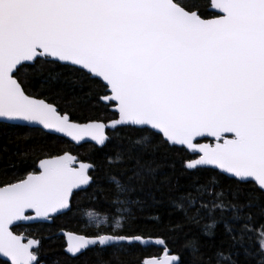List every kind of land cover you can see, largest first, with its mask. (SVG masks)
<instances>
[{
    "label": "snow or ice",
    "instance_id": "obj_1",
    "mask_svg": "<svg viewBox=\"0 0 264 264\" xmlns=\"http://www.w3.org/2000/svg\"><path fill=\"white\" fill-rule=\"evenodd\" d=\"M54 66L96 89L73 99L49 95L62 75ZM83 107H111L115 118L73 119ZM0 126L41 127L100 148L110 139L106 129L127 130L128 142L107 163L130 174L108 176L109 209L87 213L94 231L61 233L72 256L150 242L133 228L131 205L139 201L131 195L137 184L155 182L158 153L186 150L196 156L184 159L186 170L218 169L232 183L222 185L219 174L196 177L177 193L174 230L206 221L201 236L222 225L231 241L207 260L198 238L185 249L201 264H239L241 254L264 264V0H0ZM13 158L26 160L27 151ZM36 160L26 174L0 179L4 264H42V241L17 227L70 212L75 190L95 182L94 166H74L77 157L67 151ZM155 242L164 256L138 264H184L164 239Z\"/></svg>",
    "mask_w": 264,
    "mask_h": 264
},
{
    "label": "trees",
    "instance_id": "obj_2",
    "mask_svg": "<svg viewBox=\"0 0 264 264\" xmlns=\"http://www.w3.org/2000/svg\"><path fill=\"white\" fill-rule=\"evenodd\" d=\"M48 69H45L47 72ZM54 73L62 74L58 80H53L48 94L55 97L57 95L69 99L79 98L82 95L81 89L85 91L92 87L96 89V84L83 81L78 78V74L72 73L67 68L54 66ZM98 90V89H97ZM34 93L41 91L39 81L32 89ZM64 105L61 104V108ZM110 108V107H109ZM109 108H96L90 110L87 107L77 109L73 112V119L83 122L87 117H98L107 123L111 118H115ZM108 131L109 142L107 147L97 148L90 144L76 147L62 138L51 136L37 129H17L4 128L0 126V149L5 145L8 147L6 153H0V179H13L15 176H22L26 171L36 167L37 157L48 158L49 155H62L65 151L77 157V161L92 164L94 170L91 174L95 182L87 190L76 193L72 198V210L54 219L50 225L19 226L18 234L29 238H36L42 241L40 256L42 264H138V261L158 257L165 254V247L158 245L156 239H164L169 255L179 256L184 264H201L199 259H194L190 252L185 249L186 240L198 238L201 252L204 259L213 257L217 248L227 249L231 244L229 237L224 234L223 226L218 225L215 236L204 237L200 235V225H185L182 230H174L181 221V213L174 211L173 201L178 192L188 189L189 183L196 177L203 182L208 176H215L219 173L213 170L200 172L188 171L184 168V159L194 157L185 150L161 151L156 156V163L160 165L155 182H145L137 184L131 199L139 201L131 205L130 220L136 221L133 228H139L147 241H152L151 245H132L122 249L107 248L103 251L92 249L83 255L70 257L64 252V241L57 233L61 230L79 232L80 230L94 231L95 226L88 225L84 219L87 211H94L99 215H104L109 209L108 201L112 198L109 192L111 185L108 176L112 174L120 175L126 173V166L119 168L109 167L108 157L114 155L121 143H127L124 132ZM21 139L17 143L9 144V140ZM27 151V159H15L13 154ZM14 165V166H13ZM155 166V165H154ZM220 183L227 187L232 180L219 174L217 176ZM239 264H257V260L245 261L243 254L236 257ZM0 264L4 262L0 261Z\"/></svg>",
    "mask_w": 264,
    "mask_h": 264
},
{
    "label": "water",
    "instance_id": "obj_3",
    "mask_svg": "<svg viewBox=\"0 0 264 264\" xmlns=\"http://www.w3.org/2000/svg\"><path fill=\"white\" fill-rule=\"evenodd\" d=\"M109 110H110L111 113L114 114V111H113V109H112L111 107L109 108ZM107 123H108V122H107ZM29 129H37V130H41L42 132H44V133H46V134H49V135H51V136H55V137H58V138L65 139V140L68 141L70 144H72V145H74V146H76V147H79V146L84 145V144H90V145H93V146L97 147V146L95 145V142L91 141L90 139H88V140H86V141H84V142H80L79 144H77L76 142L72 141L71 138L66 137V136H64L63 134L54 133V132H48V131H46V130H43L41 127L29 128ZM108 131H111V132H112L113 130H112L111 128L106 129V134H107ZM208 142H211V138H208V139H201V140H200V143H208ZM97 148H100V147H97ZM185 151H186V150H185ZM186 152H187L189 155L193 156V157H194L193 159L196 158V156L192 155L190 152H188V151H186ZM79 163H81V162H80V161H77V163H76L74 166L78 167V166H79ZM83 163H85V162H83ZM210 170H213V171H215V172H217V173H219V174L225 176L226 178H229L227 174L220 173V170H218V169H210ZM229 179H230V178H229ZM88 188H89V187H87V186H83V190H75V194H76V193H79V192H82V191H85V190H87ZM66 213H67V212H66ZM62 215H64V214H62ZM59 216H61V215H57L55 218H57V217H59ZM52 222H53V221H52ZM52 222H48V221L26 222V223H21L19 226H32V225H39V224H40V225H42V224L50 225V224H52ZM19 226H18V227H19ZM62 232H68V231L61 230V231H59V232L57 233V236H58V237H61V238L63 239L64 244H65V247H66V237H64V236L61 234ZM24 242H27V241L25 240ZM151 244H153L152 241H150V242H148V243H143V242L140 243V245H151ZM65 247H64V252H65L68 256H70V257H74V256H72L71 254H69V253H67V252L65 251ZM78 256H79V255H78ZM163 256H164V254L161 255V256H158V257L162 258ZM75 257H77V256H75ZM5 260H6V258L0 257V261L5 262ZM9 264H10V262H9Z\"/></svg>",
    "mask_w": 264,
    "mask_h": 264
},
{
    "label": "rangeland",
    "instance_id": "obj_4",
    "mask_svg": "<svg viewBox=\"0 0 264 264\" xmlns=\"http://www.w3.org/2000/svg\"><path fill=\"white\" fill-rule=\"evenodd\" d=\"M88 212H89V211L85 212V214H84V219H85V221H86V223H87L88 225L95 226L93 223H91L90 218H89L88 215H87ZM92 212H94V211H92ZM94 213H96V212H94ZM101 216H103V215H101Z\"/></svg>",
    "mask_w": 264,
    "mask_h": 264
},
{
    "label": "flooded vegetation",
    "instance_id": "obj_5",
    "mask_svg": "<svg viewBox=\"0 0 264 264\" xmlns=\"http://www.w3.org/2000/svg\"><path fill=\"white\" fill-rule=\"evenodd\" d=\"M29 238V237H28Z\"/></svg>",
    "mask_w": 264,
    "mask_h": 264
}]
</instances>
